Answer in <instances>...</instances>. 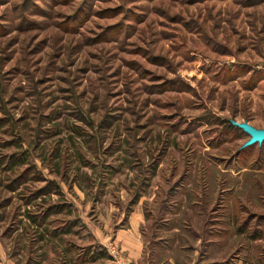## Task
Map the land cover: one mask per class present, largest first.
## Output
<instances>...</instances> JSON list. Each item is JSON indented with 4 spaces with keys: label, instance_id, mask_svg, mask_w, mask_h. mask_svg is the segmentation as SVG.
<instances>
[{
    "label": "rangeland",
    "instance_id": "374dc122",
    "mask_svg": "<svg viewBox=\"0 0 264 264\" xmlns=\"http://www.w3.org/2000/svg\"><path fill=\"white\" fill-rule=\"evenodd\" d=\"M231 121L264 129V0H0V264H264Z\"/></svg>",
    "mask_w": 264,
    "mask_h": 264
},
{
    "label": "crops",
    "instance_id": "0c3cea01",
    "mask_svg": "<svg viewBox=\"0 0 264 264\" xmlns=\"http://www.w3.org/2000/svg\"><path fill=\"white\" fill-rule=\"evenodd\" d=\"M126 232L127 231L119 233L116 240L123 243L121 248L124 249L122 251H124L127 259L132 261L134 264H138L137 261H140L145 250L144 244L142 245L139 240L133 239L135 235L132 233V231H130V233Z\"/></svg>",
    "mask_w": 264,
    "mask_h": 264
},
{
    "label": "water",
    "instance_id": "95a60500",
    "mask_svg": "<svg viewBox=\"0 0 264 264\" xmlns=\"http://www.w3.org/2000/svg\"><path fill=\"white\" fill-rule=\"evenodd\" d=\"M231 124L241 129L246 135L249 136V140L246 142L244 147L254 144H261L264 142V129H255L247 123H237L235 121H231Z\"/></svg>",
    "mask_w": 264,
    "mask_h": 264
},
{
    "label": "built area",
    "instance_id": "2783aa9c",
    "mask_svg": "<svg viewBox=\"0 0 264 264\" xmlns=\"http://www.w3.org/2000/svg\"><path fill=\"white\" fill-rule=\"evenodd\" d=\"M119 264H134V263L130 260L123 259Z\"/></svg>",
    "mask_w": 264,
    "mask_h": 264
},
{
    "label": "trees",
    "instance_id": "16d2710c",
    "mask_svg": "<svg viewBox=\"0 0 264 264\" xmlns=\"http://www.w3.org/2000/svg\"><path fill=\"white\" fill-rule=\"evenodd\" d=\"M235 128H237V127H235Z\"/></svg>",
    "mask_w": 264,
    "mask_h": 264
}]
</instances>
